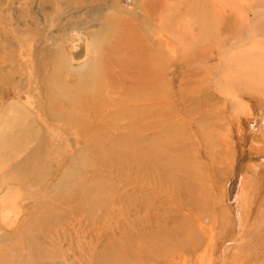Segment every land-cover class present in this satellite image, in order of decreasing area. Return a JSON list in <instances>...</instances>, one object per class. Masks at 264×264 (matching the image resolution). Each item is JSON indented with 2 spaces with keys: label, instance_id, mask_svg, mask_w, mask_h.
<instances>
[{
  "label": "rangeland",
  "instance_id": "obj_1",
  "mask_svg": "<svg viewBox=\"0 0 264 264\" xmlns=\"http://www.w3.org/2000/svg\"><path fill=\"white\" fill-rule=\"evenodd\" d=\"M0 264H264V0H0Z\"/></svg>",
  "mask_w": 264,
  "mask_h": 264
},
{
  "label": "bare ground",
  "instance_id": "obj_2",
  "mask_svg": "<svg viewBox=\"0 0 264 264\" xmlns=\"http://www.w3.org/2000/svg\"><path fill=\"white\" fill-rule=\"evenodd\" d=\"M164 9H167L168 10V6H164ZM169 11V10H168ZM168 19L167 18H164L163 19V24H164V26L166 27V26H168V23H169V21H167ZM167 28V27H166ZM122 39V38H121ZM140 48H139V51H141V53H142V55H145L146 56V58L147 59H150L149 61H147V62H150L151 63V58L153 59V56L150 54V53H148V52H145V49H144V47H142V45L141 46H139ZM111 58V57H110ZM125 59V58H124ZM137 63V62H136ZM97 68H98V65L97 64H93V66L92 67H90V69L88 70V72H86L85 74H78L79 75V77H81L82 79V82H84L83 83V85H85L86 83H88L89 81H93V82H89V83H91V85L90 86H92V83H94L93 85H95L94 87L96 88H98V89H100V86H101V75L98 73V71H97ZM79 80V79H78ZM82 82H80V83H82ZM89 83H88V85H89ZM77 85L79 84V82L78 83H76ZM77 85H75V86H77ZM74 86V87H75ZM86 86V85H85ZM73 87V88H74ZM79 87V86H78ZM83 87V86H82ZM72 88V89H73ZM79 89H80V87H79ZM92 89V88H91ZM69 90H71V89H68V91L67 92H69ZM78 90V88H76V91ZM82 90V89H81ZM96 91H98L97 89H95ZM74 91H75V89H74ZM80 91V90H79ZM88 91V90H87ZM85 92V91H84ZM90 92V91H89ZM88 92V93H89ZM73 93V92H72ZM81 93V92H80ZM79 93V94H80ZM83 93V92H82ZM75 94V96H73V97H76L75 99H77V98H79L78 96H77V92L76 93H74ZM78 94V95H79ZM93 95H94V92L92 93ZM92 94H89V96L90 95H92ZM73 94H70V97L72 96ZM93 95H92V97H93ZM70 98L71 100H74V98ZM130 97L128 96L127 97V99H129ZM69 99V100H70ZM88 104V103H87ZM94 104H95V108L94 107H92V106H94ZM87 108H90L91 110H90V112H95L94 111V109L97 111V110H99V108H100V103H98L97 101L96 102H94V103H92L89 107H87ZM13 111V110H12ZM121 111H120V115L119 116H121ZM118 116V117H119ZM120 118V117H119ZM77 120H79V118H77ZM9 124V123H8ZM16 129V128H15ZM204 129V128H203ZM203 134V133H202ZM24 136V135H23ZM21 137V136H20ZM87 137V136H86ZM19 139V138H18ZM25 139V138H24ZM87 139H90L89 137H87ZM101 141H103V140H101ZM101 141H99V140H96L95 141V145L98 147V149L99 150H102V149H104L103 147H102V142ZM100 145V146H99ZM14 146V145H13ZM20 147V146H19ZM18 148V147H17ZM140 150H137V151H135V150H133V151H131L129 148H127L125 151H122V153H124L125 155H123V154H120L119 152H118V150L117 151H115V152H111V151H109V149H107L105 152H106V155H113V156H117L116 157V159L117 160H119V161H123L124 160V158H125V156L126 155H129V154H135V156H136V158L137 159H141V158H143L144 156H143V154L142 153H140L139 152ZM139 152V153H138ZM117 153V154H116ZM118 154L119 155H121V157L119 156V158H118ZM137 162H138V160H137ZM141 163V162H140ZM142 165L144 166V164L142 163ZM146 166H148L147 164H146ZM145 166V167H146ZM154 168V167H153ZM89 191H90V188H85L84 189V199H86V200H90L91 199V197H89ZM82 198V197H81ZM144 245V244H143Z\"/></svg>",
  "mask_w": 264,
  "mask_h": 264
}]
</instances>
